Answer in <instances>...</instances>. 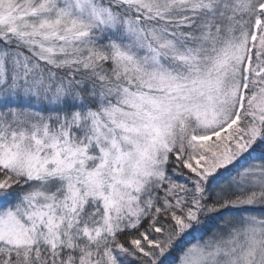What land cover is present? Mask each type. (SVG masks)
<instances>
[{
	"label": "snow or ice",
	"instance_id": "1",
	"mask_svg": "<svg viewBox=\"0 0 264 264\" xmlns=\"http://www.w3.org/2000/svg\"><path fill=\"white\" fill-rule=\"evenodd\" d=\"M0 264H264V0H0Z\"/></svg>",
	"mask_w": 264,
	"mask_h": 264
}]
</instances>
